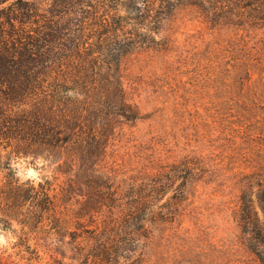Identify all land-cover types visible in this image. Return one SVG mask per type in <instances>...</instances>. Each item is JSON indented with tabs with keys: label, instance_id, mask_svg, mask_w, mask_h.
I'll use <instances>...</instances> for the list:
<instances>
[{
	"label": "trees",
	"instance_id": "trees-1",
	"mask_svg": "<svg viewBox=\"0 0 264 264\" xmlns=\"http://www.w3.org/2000/svg\"><path fill=\"white\" fill-rule=\"evenodd\" d=\"M181 9L214 27L264 26V0H0V168L8 170L0 230L16 221L20 240L34 238L47 264H144L151 225L184 201L165 197L185 193L191 159L123 181L106 162L124 125L143 119L123 58L169 45L157 38ZM18 159L43 162L54 179H18ZM240 185L234 216L264 264V178L248 174Z\"/></svg>",
	"mask_w": 264,
	"mask_h": 264
},
{
	"label": "rangeland",
	"instance_id": "rangeland-1",
	"mask_svg": "<svg viewBox=\"0 0 264 264\" xmlns=\"http://www.w3.org/2000/svg\"><path fill=\"white\" fill-rule=\"evenodd\" d=\"M191 11L177 10L165 23L157 39L169 45L123 58L125 86L143 119L124 125L106 162L119 181L155 175L185 159L197 168L184 194L179 189L165 197L184 201L169 203L167 221L151 225L144 264H257L234 214L242 178H264V26L214 27ZM13 167L22 181L54 179L43 162L18 159ZM7 172L0 168V200ZM20 236L16 221L12 230H0L3 263L50 261L34 238L23 243Z\"/></svg>",
	"mask_w": 264,
	"mask_h": 264
},
{
	"label": "clouds",
	"instance_id": "clouds-1",
	"mask_svg": "<svg viewBox=\"0 0 264 264\" xmlns=\"http://www.w3.org/2000/svg\"><path fill=\"white\" fill-rule=\"evenodd\" d=\"M71 94V93H70Z\"/></svg>",
	"mask_w": 264,
	"mask_h": 264
}]
</instances>
